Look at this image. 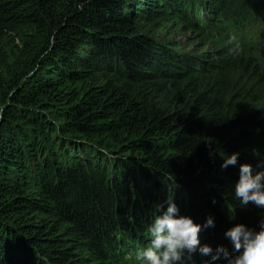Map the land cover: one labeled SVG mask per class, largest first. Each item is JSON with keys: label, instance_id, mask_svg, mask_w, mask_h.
Wrapping results in <instances>:
<instances>
[{"label": "trees", "instance_id": "obj_1", "mask_svg": "<svg viewBox=\"0 0 264 264\" xmlns=\"http://www.w3.org/2000/svg\"><path fill=\"white\" fill-rule=\"evenodd\" d=\"M167 25L200 51L147 36ZM245 163L264 170V0H0V264H137L169 197L231 251L264 219L233 196Z\"/></svg>", "mask_w": 264, "mask_h": 264}, {"label": "clouds", "instance_id": "obj_2", "mask_svg": "<svg viewBox=\"0 0 264 264\" xmlns=\"http://www.w3.org/2000/svg\"><path fill=\"white\" fill-rule=\"evenodd\" d=\"M228 44L231 55L242 53V44L236 37H231ZM253 154L259 155L255 149ZM239 155V152L224 154L221 169L236 166ZM233 196L239 201V207L252 203L257 208H264V170L254 173L250 164H241ZM165 205L155 206V214L147 225L150 241L137 251V264H187L196 253L208 258L204 264H216L220 260L226 261V264H264V219L259 222L258 230L236 224L225 231L231 251L222 245L213 249L209 245H201L199 234L215 227L214 217H207L201 225L180 214L172 197L165 201Z\"/></svg>", "mask_w": 264, "mask_h": 264}, {"label": "rangeland", "instance_id": "obj_3", "mask_svg": "<svg viewBox=\"0 0 264 264\" xmlns=\"http://www.w3.org/2000/svg\"><path fill=\"white\" fill-rule=\"evenodd\" d=\"M145 33L146 32H144V34ZM147 36L156 38L157 40H159V44H167L174 47H179L180 49H182V51L184 50L185 53H196L201 49L193 46L192 43L195 42L196 39H194L189 32H185L180 28L172 27L170 25H167L162 31L154 32V35L147 33Z\"/></svg>", "mask_w": 264, "mask_h": 264}]
</instances>
